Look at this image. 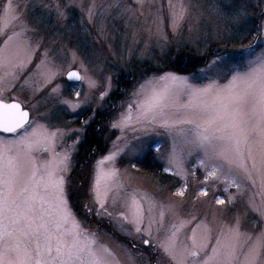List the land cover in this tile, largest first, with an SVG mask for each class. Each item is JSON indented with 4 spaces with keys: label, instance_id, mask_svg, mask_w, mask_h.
I'll use <instances>...</instances> for the list:
<instances>
[{
    "label": "rangeland",
    "instance_id": "rangeland-1",
    "mask_svg": "<svg viewBox=\"0 0 264 264\" xmlns=\"http://www.w3.org/2000/svg\"><path fill=\"white\" fill-rule=\"evenodd\" d=\"M5 3L6 0H0V7ZM14 3L19 5L18 12L30 29L27 36L35 55L24 69L4 70L15 72L16 78L6 77L0 83L4 89L0 99L20 103L30 113L29 123L37 121L50 131L59 130L56 151L69 156L68 170L64 173L68 203L84 229L95 233L98 242L114 253L119 264H172L160 245L172 223L193 216L195 219L180 233L181 240L185 233L191 235V229L200 221L215 230L239 220L244 231H264L261 215L264 192L242 173H234L239 189L224 183V172L208 177L209 165L201 166V154L195 150L189 154V148L179 141L177 154L183 155L182 166L170 164L173 136L171 130L159 123L145 126L133 121L122 128L113 127L137 99L135 94L146 81H156L171 73L202 87L209 83L204 73L212 75L208 66L213 61L221 65L217 77L220 84L227 83L236 71L245 70L250 58L264 54V0H173L187 9L184 20L176 27L170 18L168 0H14ZM56 5L63 11V17ZM250 47L255 50L251 57ZM182 51L195 60L196 66L190 73L147 71L150 65L158 69L165 58L174 61ZM45 52L48 66L57 72L48 82L40 74L46 70L45 66L36 71ZM72 70L81 75L77 83L67 78ZM88 77L99 86L90 89ZM57 87L58 91L53 92ZM102 90L107 95L100 99ZM63 99L79 100L81 104L73 110ZM187 102V95L176 94L172 100L174 107L168 109L169 117L175 119L176 110ZM92 125H96L100 148L83 161L79 152ZM113 153L115 159L105 161L102 167L106 172L115 170L121 183L105 195L101 181L100 200L104 203L101 207L96 195L98 162ZM201 190H206L207 195ZM180 191L183 195H178ZM132 197L144 210L140 233L128 222L132 219L129 210ZM217 198L225 203H217ZM161 211L164 217L159 224L155 221L160 220ZM149 219L154 221L150 234ZM201 232L198 231V236Z\"/></svg>",
    "mask_w": 264,
    "mask_h": 264
},
{
    "label": "snow or ice",
    "instance_id": "snow-or-ice-1",
    "mask_svg": "<svg viewBox=\"0 0 264 264\" xmlns=\"http://www.w3.org/2000/svg\"><path fill=\"white\" fill-rule=\"evenodd\" d=\"M18 8L14 0H6L0 7V72H4L0 83L6 77L16 78L15 72L5 69H24L35 55L27 36L30 29ZM168 8L176 27L184 20L187 9L182 3L174 4L173 0H168ZM56 9L63 17L59 5ZM88 12L91 19L92 9ZM248 52L249 57L255 55L253 47ZM47 55L45 52L44 59L36 66L37 72L45 66L46 70L40 74L46 82L57 75L56 70L48 66ZM208 68L212 75L204 73L209 83L202 87L190 83L187 77L171 73L156 81H146L135 94L137 99L129 104L126 114H122L113 127L122 128L133 121L145 126L159 123L171 130L173 136L170 164L177 168L182 166L183 155L177 154L179 141L189 148V154L192 150L201 154V166L209 165L208 177L224 172V183L239 189L234 174L239 171L264 192V54L250 58L247 68L236 71L225 84L217 79L220 64L213 61ZM68 79L80 80L81 76L71 71ZM86 79L90 89L99 86L94 79ZM3 91L0 88V96ZM52 91H58V87ZM178 93L187 95L188 102L176 110L172 119L168 109L174 107L172 100ZM105 95L107 91L102 90L100 99ZM76 96L79 97V93ZM62 102L73 110L81 104L79 100L63 99ZM58 132L50 131L37 121L29 123V112L20 103L0 99V133L14 137L0 136V264H119L114 253L98 242L96 234L84 229L68 203L64 173L68 170L69 156L56 151ZM115 156L116 153L110 154L98 162L96 195L101 207H104L100 200L101 181L105 195L113 187H120L117 172H106L102 167ZM201 191L207 195L206 190ZM178 195H183V191ZM217 203L222 205L225 201L217 198ZM129 210L132 219L128 222L140 233L144 210L135 197L131 199ZM163 217L161 211L160 220L155 222L162 224ZM123 219L128 220V217ZM194 219L193 216L190 220L172 223L160 245L172 264H264V231H244L239 220L215 230L200 221L191 229V235L185 233L181 240L180 233ZM153 222V219L148 220L149 234Z\"/></svg>",
    "mask_w": 264,
    "mask_h": 264
},
{
    "label": "trees",
    "instance_id": "trees-1",
    "mask_svg": "<svg viewBox=\"0 0 264 264\" xmlns=\"http://www.w3.org/2000/svg\"><path fill=\"white\" fill-rule=\"evenodd\" d=\"M170 55H172V53ZM177 57L178 58H176L174 61L173 59H167V58H165L162 61H160L161 59H159L158 61L161 62V65L158 66L159 67L158 69H154L152 65L146 67V69L150 73H159L161 71L171 70L177 73L187 74L190 73L193 70V68L196 66V63L194 62L195 60L193 59L191 60L192 57H190V54H188L187 51H182ZM201 64H202L201 59H199V66ZM96 135H97L96 125H92L91 128L86 133L85 140L81 144L79 158L83 157V161L86 158L90 157V155L94 152L95 149L100 148V141L98 142ZM80 161L82 160L80 159ZM148 164L152 165V162H148ZM155 169L156 168H153V170ZM75 203H78V201H75ZM76 206L78 207V204Z\"/></svg>",
    "mask_w": 264,
    "mask_h": 264
},
{
    "label": "flooded vegetation",
    "instance_id": "flooded-vegetation-1",
    "mask_svg": "<svg viewBox=\"0 0 264 264\" xmlns=\"http://www.w3.org/2000/svg\"><path fill=\"white\" fill-rule=\"evenodd\" d=\"M4 102H6L5 100H4ZM9 103V102H8ZM11 103V102H10ZM0 136H2V137H4V138H8V139H10V138H12L13 136L11 135V134H5V133H0Z\"/></svg>",
    "mask_w": 264,
    "mask_h": 264
},
{
    "label": "water",
    "instance_id": "water-1",
    "mask_svg": "<svg viewBox=\"0 0 264 264\" xmlns=\"http://www.w3.org/2000/svg\"><path fill=\"white\" fill-rule=\"evenodd\" d=\"M72 71H76V72H78L77 70H72ZM71 72V71H70ZM79 73V72H78ZM80 74V73H79ZM81 76V75H80ZM67 78H68V75H67ZM69 80V79H68ZM70 82H79L80 80H69ZM17 103V102H16ZM25 111H27V110H25ZM29 112V111H28ZM29 121H30V113H29Z\"/></svg>",
    "mask_w": 264,
    "mask_h": 264
}]
</instances>
